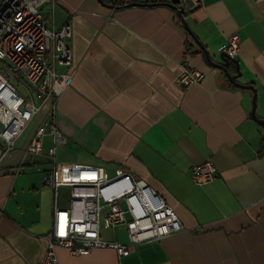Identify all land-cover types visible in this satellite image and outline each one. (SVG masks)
Returning a JSON list of instances; mask_svg holds the SVG:
<instances>
[{
  "label": "crops",
  "instance_id": "crops-1",
  "mask_svg": "<svg viewBox=\"0 0 264 264\" xmlns=\"http://www.w3.org/2000/svg\"><path fill=\"white\" fill-rule=\"evenodd\" d=\"M169 2L48 0L42 7L51 27L72 24L73 80L54 112L62 141L48 131L41 154L26 152L50 119L47 102L0 161V264H42L54 208L69 206L67 182L80 163L110 176L124 167L144 179L183 228L126 256L58 247L61 264H264V125L251 114L253 91L205 55L221 61L228 38L239 34L238 80L255 86L264 119V0H201L185 12L200 43ZM184 62L205 74L188 88L176 83ZM228 70L237 74L236 62ZM208 159L217 177L197 184L192 174ZM54 166L58 188L45 182ZM102 235L128 241L124 226Z\"/></svg>",
  "mask_w": 264,
  "mask_h": 264
},
{
  "label": "built area",
  "instance_id": "built-area-1",
  "mask_svg": "<svg viewBox=\"0 0 264 264\" xmlns=\"http://www.w3.org/2000/svg\"><path fill=\"white\" fill-rule=\"evenodd\" d=\"M48 0H0V161L15 147L29 120L50 102V119L36 129L26 152L41 154L49 131L62 141L54 122L58 101L73 80V49L69 43L70 22L50 26L51 17L42 7ZM201 0H183L184 12ZM241 49L239 34L231 35L223 52L237 58ZM205 74L185 62L176 83L188 88ZM55 157V148L49 150ZM56 166L45 175V182L58 188ZM217 177V168L208 159L197 166L192 178L204 184ZM70 185L68 207L54 208L53 228L47 235L48 247L42 264H61L57 249L84 255L96 248L114 249L119 256L129 255L132 247L177 233L183 224L177 212L144 179L124 167L110 176L102 166L76 164ZM107 229L124 226L128 241L108 240Z\"/></svg>",
  "mask_w": 264,
  "mask_h": 264
},
{
  "label": "water",
  "instance_id": "water-1",
  "mask_svg": "<svg viewBox=\"0 0 264 264\" xmlns=\"http://www.w3.org/2000/svg\"><path fill=\"white\" fill-rule=\"evenodd\" d=\"M103 1V0H101ZM182 3H183V0H170V2L168 3L170 6L174 7L179 15L181 16L182 18V21L183 23L185 24L186 28L188 29V31L192 34V36L200 43V41L198 40V38L196 37V35L192 32L187 20H186V17H185V12L182 8ZM134 5H145V3H142V2H130L127 4V6H134ZM205 55L207 57V60L208 62L210 63L211 66H214V67H218L220 69H222L223 71L226 72L228 78L230 79L231 82L235 83L236 85L240 86V87H243V88H248L250 90L253 91L254 93V98H253V108H252V117L258 121L260 124H263L264 125V119L263 118H260L256 112V107H257V102H256V96H257V91H256V88L254 85L252 84H245V83H242L238 80L239 76H240V67H239V63H238V60L236 58H229L224 52H222L220 54V60L221 61H217L215 60L214 57H212L210 55V53L208 52V50H205ZM231 61H234L236 62L237 64V69H238V73L237 74H231L228 70V65L230 64Z\"/></svg>",
  "mask_w": 264,
  "mask_h": 264
},
{
  "label": "rangeland",
  "instance_id": "rangeland-1",
  "mask_svg": "<svg viewBox=\"0 0 264 264\" xmlns=\"http://www.w3.org/2000/svg\"><path fill=\"white\" fill-rule=\"evenodd\" d=\"M102 231H103V233H105V235L109 236L112 233L113 229H106L102 225Z\"/></svg>",
  "mask_w": 264,
  "mask_h": 264
},
{
  "label": "trees",
  "instance_id": "trees-1",
  "mask_svg": "<svg viewBox=\"0 0 264 264\" xmlns=\"http://www.w3.org/2000/svg\"><path fill=\"white\" fill-rule=\"evenodd\" d=\"M162 1H164V0H160V2H162ZM115 4H116L117 6H125V4H124V3H121V1H119V2H115Z\"/></svg>",
  "mask_w": 264,
  "mask_h": 264
}]
</instances>
